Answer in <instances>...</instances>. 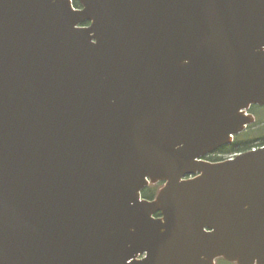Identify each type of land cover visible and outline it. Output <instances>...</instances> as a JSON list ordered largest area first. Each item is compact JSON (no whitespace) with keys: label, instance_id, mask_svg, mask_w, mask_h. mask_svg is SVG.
<instances>
[{"label":"water","instance_id":"1","mask_svg":"<svg viewBox=\"0 0 264 264\" xmlns=\"http://www.w3.org/2000/svg\"><path fill=\"white\" fill-rule=\"evenodd\" d=\"M78 1L0 0V264H264V0Z\"/></svg>","mask_w":264,"mask_h":264},{"label":"trees","instance_id":"2","mask_svg":"<svg viewBox=\"0 0 264 264\" xmlns=\"http://www.w3.org/2000/svg\"><path fill=\"white\" fill-rule=\"evenodd\" d=\"M73 1L75 7L80 8V4L78 3V1ZM258 126H260L259 130L264 128L262 122H260ZM253 134H255V132H248L242 135L241 137L236 139L232 145L219 149V151L210 156L207 160L211 162L222 161L225 157L251 150L253 147L252 145L256 142V139H251V137L254 136ZM261 146H264V143H262L259 147ZM159 188V186H150L149 188H146L143 192V197L148 200H153L156 197Z\"/></svg>","mask_w":264,"mask_h":264},{"label":"rangeland","instance_id":"3","mask_svg":"<svg viewBox=\"0 0 264 264\" xmlns=\"http://www.w3.org/2000/svg\"><path fill=\"white\" fill-rule=\"evenodd\" d=\"M258 111V110H257ZM259 114L261 115L262 119L264 120V108L259 109ZM257 128V127H256ZM255 128V129H256ZM259 137H263L264 136V128L261 129L258 134L254 135L251 137V139H257V143H263L264 139L258 138ZM225 264H232V263H225Z\"/></svg>","mask_w":264,"mask_h":264}]
</instances>
